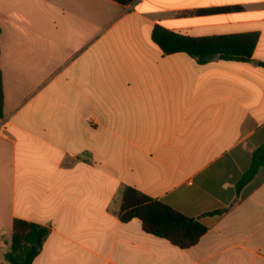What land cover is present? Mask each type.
Instances as JSON below:
<instances>
[{
	"label": "crops",
	"instance_id": "1",
	"mask_svg": "<svg viewBox=\"0 0 264 264\" xmlns=\"http://www.w3.org/2000/svg\"><path fill=\"white\" fill-rule=\"evenodd\" d=\"M156 25L259 40L200 63ZM0 26V264L14 219L49 229L32 264H264V0H0ZM127 186L208 230L121 220Z\"/></svg>",
	"mask_w": 264,
	"mask_h": 264
},
{
	"label": "trees",
	"instance_id": "2",
	"mask_svg": "<svg viewBox=\"0 0 264 264\" xmlns=\"http://www.w3.org/2000/svg\"><path fill=\"white\" fill-rule=\"evenodd\" d=\"M114 1L122 6H128L136 0ZM152 39L164 54L183 52L196 58L200 63L207 62L213 56H219L225 61L246 62L253 55L259 34L248 32L191 37L156 25L152 31ZM4 118V88L0 68V119ZM254 170L255 166L251 168L250 174H253ZM118 215L123 221L139 219L144 231L182 248L195 245L208 230L202 219L187 216L162 200L152 198L131 186L123 190ZM48 234L49 229L42 225L14 219L10 247L5 259L11 264H32Z\"/></svg>",
	"mask_w": 264,
	"mask_h": 264
}]
</instances>
